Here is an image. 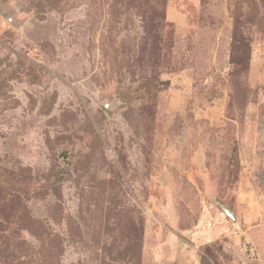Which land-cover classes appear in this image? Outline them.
I'll return each mask as SVG.
<instances>
[{
  "label": "rangeland",
  "instance_id": "rangeland-1",
  "mask_svg": "<svg viewBox=\"0 0 264 264\" xmlns=\"http://www.w3.org/2000/svg\"><path fill=\"white\" fill-rule=\"evenodd\" d=\"M0 264H264V0H0Z\"/></svg>",
  "mask_w": 264,
  "mask_h": 264
}]
</instances>
